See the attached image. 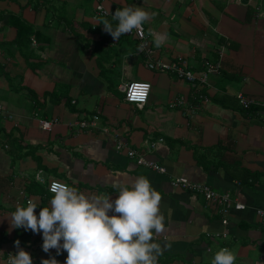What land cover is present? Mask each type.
<instances>
[{"label": "crops", "instance_id": "0c3cea01", "mask_svg": "<svg viewBox=\"0 0 264 264\" xmlns=\"http://www.w3.org/2000/svg\"><path fill=\"white\" fill-rule=\"evenodd\" d=\"M98 4L153 14L143 25L150 56L138 53L132 32L116 41L104 32L97 22L111 15ZM156 34L167 36L159 48ZM151 60L176 63L195 79L150 69ZM206 61L217 67L202 82ZM129 80L150 82L142 106L124 100ZM239 92L264 102V0H0V264L17 251L15 240L33 264L52 257L64 264L65 251L45 253L42 234L10 228L4 218L29 199L38 216L53 195L50 180L115 199L114 185L139 176L162 197L165 232L154 242L171 247L157 264H211L221 248L235 264H264V221L256 214L264 208V107L242 108ZM94 114L97 127L80 130L78 122ZM118 141L166 172L139 165L116 149ZM174 177L226 192L243 207L230 206L224 226L203 196L171 186Z\"/></svg>", "mask_w": 264, "mask_h": 264}, {"label": "clouds", "instance_id": "9594fccd", "mask_svg": "<svg viewBox=\"0 0 264 264\" xmlns=\"http://www.w3.org/2000/svg\"><path fill=\"white\" fill-rule=\"evenodd\" d=\"M108 15L111 21L102 18L97 24H102L103 31L116 41L133 30L143 36V25L153 14L139 7H123L114 13H105ZM112 21L117 22L115 27ZM166 40V34H156L153 42L159 48ZM143 48L139 46V50ZM36 180L44 182L42 171L36 174ZM114 187L119 191L112 199L86 196L75 187L52 181L48 189L53 194L49 206L40 207L38 216L34 211L37 204L29 199L26 206H17L4 218L10 228L42 234L41 247L45 253L51 249L57 254L65 251L64 264H157L161 252L171 247L168 242L163 248L154 242V234L159 236L165 232L160 193L144 176L135 178L130 186L116 184ZM14 246L17 251L9 255L7 264H33L19 240L14 241ZM235 261L233 252L221 248L215 252L211 264H235ZM41 264H58V261L52 257L42 259Z\"/></svg>", "mask_w": 264, "mask_h": 264}, {"label": "built area", "instance_id": "2783aa9c", "mask_svg": "<svg viewBox=\"0 0 264 264\" xmlns=\"http://www.w3.org/2000/svg\"><path fill=\"white\" fill-rule=\"evenodd\" d=\"M96 9L100 14L109 13L100 4L96 6ZM132 33L140 41L139 46L141 45L144 46L142 51L139 50V46H138V53H146L147 55L150 56L151 50L149 49L148 41L146 40L145 34L143 33V36H141L135 30H133ZM147 66L150 69L159 70V71H165V70L175 71L178 77L185 78L190 81L195 79V76L191 71H186L182 69L176 63L166 64L159 60H155V61L151 60L147 62ZM216 67L217 65L211 64L206 61L205 71L202 73L201 77H199V80L202 82H205L207 74L210 72L216 71ZM145 85H148V87L145 88L144 87ZM121 89L123 91L124 100L126 102L133 103L137 106H142L148 100L150 90H151V84L145 80H129L123 83V85L121 86ZM134 93H144V96L142 99L134 98ZM236 97L239 103L244 107H248L251 104H258V105L260 104L264 107L263 101H258L253 97H248L244 95L243 93H240V92L237 93ZM179 102L181 103L182 101L180 100ZM0 109H1V105H0ZM98 118H99L98 114H94L89 119L80 120L77 125L79 126L80 130H91V129L93 130L94 128L97 127ZM38 124L41 129L49 130L51 129L52 122L40 119L38 121ZM101 129L104 132L108 130L107 127H103ZM161 140H162L161 138L158 139V141H161ZM150 147L154 148L155 142L151 143ZM116 149L124 150L127 156L129 158H134L135 161H137L139 165L145 166L158 173L166 172V169L164 166H162L161 164L157 162L144 158V155L140 151H138L135 148L126 147L125 144L122 143L121 141L117 142ZM52 181H58L61 183H65L61 180L52 179L47 184V190L49 189ZM170 184L174 188L203 196L204 200L206 201L208 205L213 206L216 210H218L222 214L221 223L224 226H227L229 223L227 215H228V210L230 209V206H234L235 209H239L240 207H243V205L233 202L228 193L226 192L222 193V192L215 191L214 189H212L210 186L206 184L194 182V181L188 180L185 177H174L170 180ZM256 214L258 215V217H260L261 220L264 221V208H257ZM208 235H212V234H208ZM214 235L225 237L227 233L225 231L216 232Z\"/></svg>", "mask_w": 264, "mask_h": 264}, {"label": "trees", "instance_id": "16d2710c", "mask_svg": "<svg viewBox=\"0 0 264 264\" xmlns=\"http://www.w3.org/2000/svg\"><path fill=\"white\" fill-rule=\"evenodd\" d=\"M22 35H24V36H28V33H27V35H25V34H22ZM20 37H23V36H20ZM28 38V37H27ZM20 40H22V39H20ZM27 41H28V39H27ZM27 41H25V42H27ZM24 41H18V44L20 45L21 43H25ZM248 97H252V96H248ZM253 98H255V97H253ZM256 100H257V98H255ZM240 106L242 107V108H244V109H246V110H253V108L254 107H256V106H261L260 104L258 105V104H251L250 106H248V107H244V106H242L241 104H240ZM256 111V109H254V112Z\"/></svg>", "mask_w": 264, "mask_h": 264}, {"label": "snow or ice", "instance_id": "6c2138e0", "mask_svg": "<svg viewBox=\"0 0 264 264\" xmlns=\"http://www.w3.org/2000/svg\"><path fill=\"white\" fill-rule=\"evenodd\" d=\"M142 93L140 94V95H136L135 93H134V98H140V99H142Z\"/></svg>", "mask_w": 264, "mask_h": 264}, {"label": "rangeland", "instance_id": "374dc122", "mask_svg": "<svg viewBox=\"0 0 264 264\" xmlns=\"http://www.w3.org/2000/svg\"><path fill=\"white\" fill-rule=\"evenodd\" d=\"M58 25H55L54 27H57ZM143 28H144V26H143ZM144 34H145V36H147L146 35V30H145V28H144ZM150 39H151V37H150Z\"/></svg>", "mask_w": 264, "mask_h": 264}]
</instances>
